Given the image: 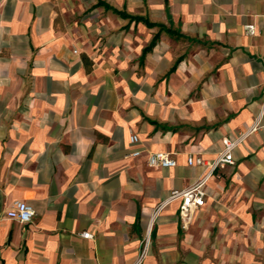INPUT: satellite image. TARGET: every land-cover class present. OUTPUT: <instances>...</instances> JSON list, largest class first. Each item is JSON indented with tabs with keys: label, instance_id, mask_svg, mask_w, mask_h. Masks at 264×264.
I'll use <instances>...</instances> for the list:
<instances>
[{
	"label": "crops",
	"instance_id": "crops-1",
	"mask_svg": "<svg viewBox=\"0 0 264 264\" xmlns=\"http://www.w3.org/2000/svg\"><path fill=\"white\" fill-rule=\"evenodd\" d=\"M90 1L108 25L0 0V264H135L149 228L141 264H264V113L188 228L178 201L150 218L206 173L189 156L214 161L264 110V0Z\"/></svg>",
	"mask_w": 264,
	"mask_h": 264
},
{
	"label": "built area",
	"instance_id": "built-area-1",
	"mask_svg": "<svg viewBox=\"0 0 264 264\" xmlns=\"http://www.w3.org/2000/svg\"><path fill=\"white\" fill-rule=\"evenodd\" d=\"M247 30L252 33L253 26H247ZM264 105V104H262ZM264 110H261L255 122L245 131L235 134L234 137H224L222 139L223 148L220 151L217 158L209 163H205L201 158H193L189 156L187 158L188 166L204 167L207 171L200 178H198L193 184L183 190H173L168 198L161 202L156 207L157 212L163 209L168 204L178 201L179 202V218L183 228H188L192 221L194 212L205 204L207 197V182L209 178L217 169L224 168L226 165H232L234 163L233 151L238 145L251 134L262 128L261 116ZM130 143L136 145L139 143V139L136 135L130 137ZM134 157L140 155L139 150H135L131 154ZM148 165L155 168H171L175 166V161L168 155L162 152L150 153L147 156ZM6 216L9 220L16 221L22 225H26L31 222L34 217L33 208L23 201H15L10 209L6 212ZM80 236L84 239L91 238V234L83 232ZM147 244L145 248L140 250L138 259L135 264H141L142 260L147 254Z\"/></svg>",
	"mask_w": 264,
	"mask_h": 264
},
{
	"label": "rangeland",
	"instance_id": "rangeland-1",
	"mask_svg": "<svg viewBox=\"0 0 264 264\" xmlns=\"http://www.w3.org/2000/svg\"><path fill=\"white\" fill-rule=\"evenodd\" d=\"M55 1V0H54ZM59 1V3L57 2ZM56 11L61 12V17H58V20L63 23H67V25L75 27V26H89L87 24L90 23V18L93 17L92 19L99 18V21L97 22L99 25L100 24H105L108 25L109 22L104 19L106 15H100L96 14V10L91 9V1L90 0H56ZM61 8V10H60ZM65 18H64V16ZM103 22V23H102ZM92 24V22H91ZM96 25V23H93ZM112 23H110V31H109V36L118 34V29L117 27L113 28ZM107 42V35H104V37H95V35L92 37V43L94 48H101L99 47L100 44L105 45ZM159 212H157L156 208L152 211L150 218L151 220H154L156 216L158 215ZM147 244V251L151 247V238H150V228L147 233L144 234V236L141 238V250L145 248Z\"/></svg>",
	"mask_w": 264,
	"mask_h": 264
},
{
	"label": "trees",
	"instance_id": "trees-1",
	"mask_svg": "<svg viewBox=\"0 0 264 264\" xmlns=\"http://www.w3.org/2000/svg\"><path fill=\"white\" fill-rule=\"evenodd\" d=\"M107 7V6H106Z\"/></svg>",
	"mask_w": 264,
	"mask_h": 264
}]
</instances>
